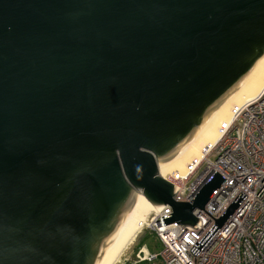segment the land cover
Here are the masks:
<instances>
[{
  "label": "water",
  "instance_id": "water-1",
  "mask_svg": "<svg viewBox=\"0 0 264 264\" xmlns=\"http://www.w3.org/2000/svg\"><path fill=\"white\" fill-rule=\"evenodd\" d=\"M263 55L264 0H0V264H95L137 193L195 226L225 180L179 203L158 164Z\"/></svg>",
  "mask_w": 264,
  "mask_h": 264
},
{
  "label": "built area",
  "instance_id": "built-area-1",
  "mask_svg": "<svg viewBox=\"0 0 264 264\" xmlns=\"http://www.w3.org/2000/svg\"><path fill=\"white\" fill-rule=\"evenodd\" d=\"M215 172L225 181L204 211L194 212L195 226L163 225L161 217L171 214L168 206L158 207L149 215L145 226L155 233L161 248L153 254L141 249L136 254L137 262L264 264V90L233 113L213 149L204 152L198 164L186 166L181 176L169 177L174 187L173 200L190 203ZM240 192L245 199L193 256L192 246L202 239Z\"/></svg>",
  "mask_w": 264,
  "mask_h": 264
},
{
  "label": "bare ground",
  "instance_id": "bare-ground-1",
  "mask_svg": "<svg viewBox=\"0 0 264 264\" xmlns=\"http://www.w3.org/2000/svg\"><path fill=\"white\" fill-rule=\"evenodd\" d=\"M264 90V55L258 59L249 74L213 110L189 139L170 159L158 164L162 177L175 178L184 174L186 166L199 163L204 152H210L223 130H226L233 113L245 103L254 100ZM234 109L232 110V108ZM232 110V111H231ZM190 162V163H189ZM119 232L114 236L106 251L95 264H117L122 253L132 243L147 222L148 216L158 210L140 194Z\"/></svg>",
  "mask_w": 264,
  "mask_h": 264
},
{
  "label": "rangeland",
  "instance_id": "rangeland-1",
  "mask_svg": "<svg viewBox=\"0 0 264 264\" xmlns=\"http://www.w3.org/2000/svg\"><path fill=\"white\" fill-rule=\"evenodd\" d=\"M234 109V107L232 108V110ZM231 110V111H232ZM190 163V162H189ZM166 180L169 182V180H171L169 178V175H166ZM149 217V216H148ZM148 220V219H147ZM148 224V222H146ZM150 234H153L155 235V233L151 230V229H148L147 225L142 228L141 231L138 232V234L136 235V237L133 239L132 243L125 249V251L122 253L120 259L118 260V263L117 264H136V254L138 253L136 251L137 249V246L140 244L139 242L142 240H144V238L146 236ZM156 237V235H155ZM157 238V237H156ZM158 240V239H157ZM151 245H154L155 244V239H150V242H149ZM145 248V247H143Z\"/></svg>",
  "mask_w": 264,
  "mask_h": 264
},
{
  "label": "trees",
  "instance_id": "trees-1",
  "mask_svg": "<svg viewBox=\"0 0 264 264\" xmlns=\"http://www.w3.org/2000/svg\"><path fill=\"white\" fill-rule=\"evenodd\" d=\"M148 235V234H147ZM155 239V244L154 245H151L149 242H150V239ZM140 244L137 246V249H136V251L138 252L140 249H142L143 247H145V249L149 252V253H151V254H153V253H156V252H158L159 250H160V248H161V245H160V242H159V240H157V238L155 237V235H153V234H150V235H148V236H146L145 238H144V240L142 241H140L139 242ZM136 264H149L148 262H141V263H136Z\"/></svg>",
  "mask_w": 264,
  "mask_h": 264
},
{
  "label": "crops",
  "instance_id": "crops-1",
  "mask_svg": "<svg viewBox=\"0 0 264 264\" xmlns=\"http://www.w3.org/2000/svg\"><path fill=\"white\" fill-rule=\"evenodd\" d=\"M142 249H145V248H142ZM140 250H141V249H140ZM140 250H139V251H140ZM145 250H146V249H145ZM139 251H138V252H139ZM146 251H147V250H146ZM144 262H147V261H144ZM136 263H139V262L136 261ZM140 263H141V262H140ZM148 263H149V262H148ZM149 264H150V263H149Z\"/></svg>",
  "mask_w": 264,
  "mask_h": 264
},
{
  "label": "clouds",
  "instance_id": "clouds-1",
  "mask_svg": "<svg viewBox=\"0 0 264 264\" xmlns=\"http://www.w3.org/2000/svg\"><path fill=\"white\" fill-rule=\"evenodd\" d=\"M161 176V175H160Z\"/></svg>",
  "mask_w": 264,
  "mask_h": 264
}]
</instances>
